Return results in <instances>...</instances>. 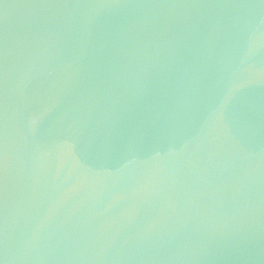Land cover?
Here are the masks:
<instances>
[{"label": "water", "instance_id": "1", "mask_svg": "<svg viewBox=\"0 0 264 264\" xmlns=\"http://www.w3.org/2000/svg\"><path fill=\"white\" fill-rule=\"evenodd\" d=\"M0 264H264V0H0Z\"/></svg>", "mask_w": 264, "mask_h": 264}]
</instances>
